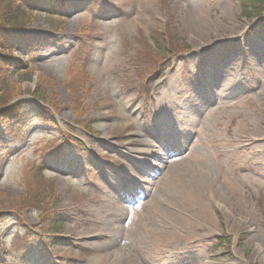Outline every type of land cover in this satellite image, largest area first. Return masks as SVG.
<instances>
[{
  "label": "rangeland",
  "instance_id": "374dc122",
  "mask_svg": "<svg viewBox=\"0 0 264 264\" xmlns=\"http://www.w3.org/2000/svg\"><path fill=\"white\" fill-rule=\"evenodd\" d=\"M44 1L14 34L23 48L14 58L27 67L7 75L19 92L12 103L28 105L20 122L0 126V264H264V144L236 151L230 143L240 121L264 120V0ZM229 75L222 95L205 85ZM168 131L208 144L203 168L217 204L200 245L153 241L165 213L179 208L175 178L157 191L159 172L146 182L165 144L157 134ZM39 169L49 200L16 212L28 188H39ZM111 203L131 221L113 223ZM56 218L57 241L48 232Z\"/></svg>",
  "mask_w": 264,
  "mask_h": 264
},
{
  "label": "bare ground",
  "instance_id": "6f19581e",
  "mask_svg": "<svg viewBox=\"0 0 264 264\" xmlns=\"http://www.w3.org/2000/svg\"><path fill=\"white\" fill-rule=\"evenodd\" d=\"M195 36L197 37L198 43L199 41H202L203 37L200 35ZM224 38L227 39L229 37ZM241 39L242 37L237 38L238 41H241ZM237 40H234L233 42L231 41V45ZM218 43H220V41H218ZM219 47L220 44L215 48L218 49ZM229 76L231 77L229 80H226L225 78V80L223 79L210 84L206 83L205 85L213 90L214 88L219 87L218 89H220L222 95L231 89L232 81L235 80V76ZM217 102H219V100L216 97L215 103ZM161 114L163 119H167L168 114L166 108L161 110ZM166 122L167 129L173 128L172 126L175 124V122ZM207 122L210 123L209 120ZM263 123L264 120L257 122L259 127L258 129V127L255 128L251 126V123L248 121V119L240 121L234 130L233 139L230 142L233 147H235V150L238 151L243 149L247 151L255 145H263ZM190 138V136H178L176 134L174 139L171 140L170 144L165 145V147L163 146L160 153L155 152V155H153L155 160L154 165L153 163H150V166L147 167L150 178L148 181L144 180L147 182V184L152 183V179L156 177L159 172V179L157 180L158 182L156 181L157 185L155 184L156 191L158 190V187H160V185H162V183L168 179L175 178L174 183H178L175 195L179 208H175V210H173L175 212L165 213L166 215L163 216V219L166 220L160 223L154 231L155 237H153V241L154 243H158L161 249L172 246L177 242H179L181 245L182 238L188 240L185 244L188 242L193 243L189 244L190 246L195 244L200 245L202 243L201 238L205 235V233L210 234L213 231L212 221L209 213L213 209L214 205L217 204L212 201L215 195V185L214 182L207 176L206 171L203 168V163L207 159L206 148L208 147V144L199 137H193L191 143L188 144L187 140ZM137 141H139V144L141 143L142 146L145 145L144 140ZM178 145L182 147L175 149L173 154L168 152L169 147L178 148L176 147ZM184 149H188V151L185 152L186 154H181L182 150ZM125 152L126 156L128 157L138 154L131 148H127ZM162 155H166L167 157L165 156V158H163ZM131 161L133 164L138 163V159L136 157H131ZM180 161H184L185 163L189 161L192 163V165H185L184 167L180 168ZM158 163L164 164V169H160ZM224 185L229 189H232L234 186L232 181H226L224 182ZM153 197L154 193L150 196V199L153 200ZM106 210H109L111 215H113V223L118 224L119 222L123 221L129 223L132 219V216L127 213L125 208L117 204H108ZM129 227L132 226L129 224ZM185 244L183 243V246ZM118 264H136V262L131 258H122Z\"/></svg>",
  "mask_w": 264,
  "mask_h": 264
},
{
  "label": "trees",
  "instance_id": "16d2710c",
  "mask_svg": "<svg viewBox=\"0 0 264 264\" xmlns=\"http://www.w3.org/2000/svg\"><path fill=\"white\" fill-rule=\"evenodd\" d=\"M44 0H0V125L4 123H18L26 117L27 103H12L15 96L19 94L18 90L10 83L7 75L11 70H21L26 69L27 63L19 62L14 58V51L18 50V55L22 57L23 48L16 49L14 43V34L20 32L28 27L30 21L28 17V12L38 11V4L44 3ZM48 3V2H47ZM49 5V3H48ZM50 5H53L52 3ZM59 5V4H58ZM48 13L58 15V10L53 6H45ZM261 10L257 8L251 12L244 13L246 17L249 15L257 16L261 14ZM260 21H258L259 23ZM264 28V26H261ZM264 35V31L262 32ZM81 80V79H80ZM38 87V86H37ZM35 92L34 97L39 102H44L39 96L40 94ZM35 110L41 111V114H37L36 117L44 118L42 113L43 109L34 104ZM37 170V178L39 181V188L33 190L31 187L28 188L24 197L21 198L16 203V212H20L24 209H40L47 200H49V195L53 191L51 186H48L43 179L42 170ZM47 190V191H46ZM61 219V218H60ZM59 218L54 219L50 222L49 233L54 237L53 240H58V234L63 230V224ZM57 244H53L52 248ZM29 259H23V264H26Z\"/></svg>",
  "mask_w": 264,
  "mask_h": 264
}]
</instances>
